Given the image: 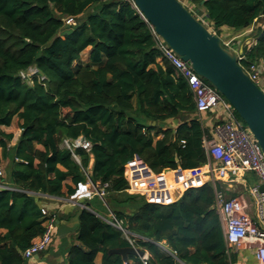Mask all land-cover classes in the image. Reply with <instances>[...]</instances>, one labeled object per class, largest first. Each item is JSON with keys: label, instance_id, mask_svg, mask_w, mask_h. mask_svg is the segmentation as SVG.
<instances>
[{"label": "trees", "instance_id": "obj_1", "mask_svg": "<svg viewBox=\"0 0 264 264\" xmlns=\"http://www.w3.org/2000/svg\"><path fill=\"white\" fill-rule=\"evenodd\" d=\"M187 1L217 33L264 18V0ZM252 31L244 67L264 59V26ZM14 118L19 135L10 144L13 133L1 127ZM80 136L86 148L61 146ZM207 136L186 80L160 57L131 0H0V264H25L22 251L51 216L41 201L71 194L65 179L76 185L87 174L107 183L105 201L123 230L80 207L65 264H97L98 253L100 264H234L215 205V190L237 195L224 182L206 181L166 205L126 190L123 166L134 154L155 172L201 167ZM255 181L247 173L243 186ZM128 238L145 263L108 252Z\"/></svg>", "mask_w": 264, "mask_h": 264}, {"label": "built area", "instance_id": "obj_2", "mask_svg": "<svg viewBox=\"0 0 264 264\" xmlns=\"http://www.w3.org/2000/svg\"><path fill=\"white\" fill-rule=\"evenodd\" d=\"M182 3L188 8L187 0ZM188 9L194 13L191 7ZM139 14L143 17L141 12ZM70 21L71 19L67 20V22ZM150 28L155 46L160 52V57L173 67L177 75L186 80L192 92L197 113H216L219 115L221 122L213 126L215 133L213 139H203V144L209 156L204 167L190 169L177 167L155 172L142 158L134 154L123 166L124 177L128 182L126 190L130 193L142 195L147 202L166 205L180 197L183 191L199 187L206 181H210L213 185L216 181H241L244 183V176L247 173L254 174L256 181L248 188V193L253 200V211L251 213L248 206L239 197H227L217 190H215V205L220 214L226 244L229 247L244 245L252 248L258 264H264V188L263 190L259 189L261 184L264 185V153L231 103L208 81L198 75L192 69L189 61L183 60L154 31L151 25ZM209 30L221 38L225 47L235 51L237 62L242 66L251 81L264 91V76L262 74L264 59L244 67L241 64L244 53L235 49L232 43L233 39L217 34L212 27ZM31 69L29 68L26 72ZM26 72L20 73L21 76L27 77ZM34 72L35 69L30 74ZM75 140L74 146L85 148L88 146V142L85 140L80 141L78 138ZM64 142L67 144L66 140ZM67 147L71 148L68 144ZM73 155L75 156L74 153ZM167 175H169V178H167ZM106 186L107 183L93 182L87 174L84 181L76 183L74 191L68 196V200L72 204L78 203L81 207L88 208L79 202L84 199H91L93 196H98L104 200ZM42 213L47 215L44 209H42ZM105 220L122 229L121 221L112 212H110V218ZM53 227L54 218L49 216L45 221L43 234L22 251L21 255L24 259H28L48 247L52 239ZM128 239L130 245L134 246L132 240ZM141 258L145 263L146 254Z\"/></svg>", "mask_w": 264, "mask_h": 264}, {"label": "water", "instance_id": "obj_3", "mask_svg": "<svg viewBox=\"0 0 264 264\" xmlns=\"http://www.w3.org/2000/svg\"><path fill=\"white\" fill-rule=\"evenodd\" d=\"M131 1L154 31L231 103L264 153V91L237 62L235 51L225 47L221 38L181 0ZM78 139L83 141L84 137ZM263 188L261 184L259 189ZM108 252L121 255L123 260L127 254H145L133 245L111 248Z\"/></svg>", "mask_w": 264, "mask_h": 264}, {"label": "crops", "instance_id": "obj_4", "mask_svg": "<svg viewBox=\"0 0 264 264\" xmlns=\"http://www.w3.org/2000/svg\"><path fill=\"white\" fill-rule=\"evenodd\" d=\"M262 18L263 17L257 19L251 26L239 30H235L226 26H221L219 29V33L225 38H232V43L235 49L237 51H242V48L245 44L249 43L251 40L253 41L252 30H254V28L256 27H261L264 25ZM261 60L262 59H260L259 61ZM262 74L264 76V66L262 67ZM197 118L207 129L208 136L205 139H213L215 137L213 126L216 125L214 124V122L217 121V118H220L219 115L216 113L201 112L197 113ZM1 128L5 130L3 126ZM17 136L13 135L14 140L10 144L15 143ZM91 164L92 159L90 160V165ZM236 182H240L242 185L244 184L241 181ZM224 183L225 189L231 192L234 191L233 187L231 186V183ZM65 184L75 187V185L71 182L70 178L65 179ZM63 190H65V188H63ZM69 195L70 194H65L62 196H45V198L41 201V206L43 207V209L54 218L52 239L50 244L44 251L26 259L25 264H65L68 247L72 243H76L75 234L77 228V213L81 207V205H79L78 203H70L68 200ZM89 201L97 203L99 207L101 206L102 209L105 210V214L97 212V210L91 206V203L87 205L85 200H82L79 203L86 205L88 207L87 209L92 210L97 215L103 218L108 217L111 212V209L106 203L105 198L103 200L98 196H93L91 199H89ZM251 208V210H249L248 208L250 213L253 211V206ZM231 249L237 253V260L234 264H258L252 248L242 245L239 247H231ZM100 261L101 254L98 253L95 257V262L97 264H100Z\"/></svg>", "mask_w": 264, "mask_h": 264}, {"label": "rangeland", "instance_id": "obj_5", "mask_svg": "<svg viewBox=\"0 0 264 264\" xmlns=\"http://www.w3.org/2000/svg\"><path fill=\"white\" fill-rule=\"evenodd\" d=\"M182 2H186V0H181ZM187 4V6H188V8H190L191 7V5L189 4V3H186ZM192 8V7H191ZM193 9V11H194V13H195V16L198 18V19H200V20H202L203 21V23L208 27L209 26V28H211L210 27V24L208 23V21H206V19L204 18V13H203V11L202 10H199V12L198 11H196V10H194V8H192ZM72 21V20H71ZM262 21H263V24H264V18H262ZM264 26V25H263ZM217 34H219L220 35V33L218 32ZM86 51L85 52H83L82 53V55H81V59H82V61H84V60H86ZM32 69L31 70H29L28 72H26L27 73V75H30V73L32 72V71H34V67H31ZM4 127V129L6 130V131H9V132H12L13 133V135L14 136H17V135H19V129L17 128V120H16V118H14L13 119V121H12V123H11V125L10 126H3ZM18 137V136H17ZM13 140L14 139H12L11 140V142H13ZM10 142V143H11ZM66 142H67V144L70 146V147H73L74 146V144L76 143V140H74V141H69V140H66ZM67 144L64 142V140L62 141V143H61V146L63 145V146H67ZM254 177H255V175L254 174H252ZM167 178H169V175H168V177ZM226 182V184L227 183H231V186L233 187V189H234V191H236L237 192V197H239L240 199H241V201L243 202V203H245L247 206H248V208H249V210H251L252 208V206H253V200H252V198L250 197V195H249V193H248V190L240 183V182H236V181H225ZM91 203V206L93 207V208H95L96 210H97V212H99V213H102V214H105V210L104 209H102V207L100 206L99 207V205L97 204V203H95V202H93V201H91L90 202ZM104 206V205H103Z\"/></svg>", "mask_w": 264, "mask_h": 264}]
</instances>
